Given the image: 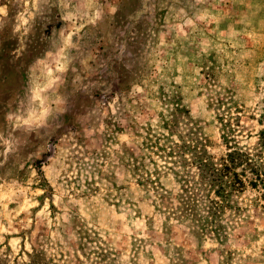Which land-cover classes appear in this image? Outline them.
<instances>
[{"label":"rangeland","instance_id":"obj_1","mask_svg":"<svg viewBox=\"0 0 264 264\" xmlns=\"http://www.w3.org/2000/svg\"><path fill=\"white\" fill-rule=\"evenodd\" d=\"M228 89L264 109V0H0V264H264V181L221 240L133 172L174 103L223 154L208 100Z\"/></svg>","mask_w":264,"mask_h":264},{"label":"trees","instance_id":"obj_2","mask_svg":"<svg viewBox=\"0 0 264 264\" xmlns=\"http://www.w3.org/2000/svg\"><path fill=\"white\" fill-rule=\"evenodd\" d=\"M205 74L206 78L212 76L210 72ZM208 107L215 114L220 141L226 149L223 154L215 157L209 153V141L200 125L185 107L174 103L169 119L162 118V131L148 129L151 131L138 135L140 145L132 151L133 172L161 215L195 231L202 221L225 240L228 222L222 219L224 214H229L231 222H247V209L241 207L239 199L248 187L256 188L264 181V109L248 113L230 89L210 97ZM249 121L259 129L254 130ZM241 139L255 141L251 144ZM168 174L173 176L175 190L167 189L162 182ZM28 257L29 262L24 264H43L40 250H33ZM175 264H187V260L176 259Z\"/></svg>","mask_w":264,"mask_h":264}]
</instances>
